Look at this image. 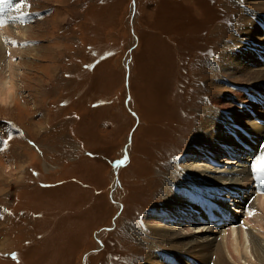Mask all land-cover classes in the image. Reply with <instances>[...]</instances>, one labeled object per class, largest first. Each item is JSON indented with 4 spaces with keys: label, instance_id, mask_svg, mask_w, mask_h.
<instances>
[{
    "label": "rangeland",
    "instance_id": "1",
    "mask_svg": "<svg viewBox=\"0 0 264 264\" xmlns=\"http://www.w3.org/2000/svg\"><path fill=\"white\" fill-rule=\"evenodd\" d=\"M18 2L30 17L21 21L18 12L20 25L30 28L13 60L16 91L2 96L7 90L0 89V264H150L149 245L168 227L157 229L150 219L174 210L165 207L167 189L177 190L179 181L172 174L188 172L187 162L206 161L193 149L202 136L215 135L210 113L228 119L240 100L248 101L247 93L264 99L262 77L234 82L227 74L240 68L222 67L227 45L246 24L264 17V0ZM259 39H252L253 48ZM9 45L2 46L3 61ZM8 73L2 71V81ZM248 131L242 127L238 133L255 157L249 168L253 188L246 191L249 199L228 207L233 216L240 206L251 212L254 198L264 197V165L256 167L254 160L264 144L257 148L262 142ZM201 149L219 163L220 147L215 153ZM233 152L226 155L237 157ZM210 163L217 171L227 167ZM243 217L223 224L230 230L219 229L240 226L239 264H261ZM206 222L175 223H193L190 231H198ZM168 246L160 241L157 249L172 258ZM176 256L175 264H201L194 254Z\"/></svg>",
    "mask_w": 264,
    "mask_h": 264
},
{
    "label": "bare ground",
    "instance_id": "2",
    "mask_svg": "<svg viewBox=\"0 0 264 264\" xmlns=\"http://www.w3.org/2000/svg\"><path fill=\"white\" fill-rule=\"evenodd\" d=\"M18 1L19 0H0V89L2 91H4V89L7 90L6 94L2 96H6L8 93H10V91L16 89V71L14 68L15 65L13 60L16 55H19L21 53L22 49L21 47H19V44H21V41L26 40L27 36L25 32H27V29L30 28V26L28 25H26L28 27H22V25H20V16H18L17 13L20 12L22 13V15H24L25 6L22 4L19 5ZM29 19L30 17L24 15L21 21L25 22ZM251 22L246 24L242 28V31L240 32L241 34L235 37L233 43L227 45L228 49H226V59L224 60L222 67L223 69H225L224 64H227L235 65L240 68L235 72H230L227 74V78L234 82L237 81L238 77L249 78L247 80L251 81H253L254 77L257 79L262 77V79H264V62L260 63L259 58L253 53V50H257L262 55L260 56V58L264 61V17L258 15L257 21H253V23ZM259 29L262 30V33L259 31ZM241 35L242 38L240 37ZM258 35H260V44L256 45L257 48H253L255 46L252 45V43L254 44L252 39L256 41ZM4 44H10L8 46V48L10 49L9 54L7 55L8 61H6V59H4V61L2 60L4 58V55L2 56V53L5 52V47L2 48ZM205 45L206 43L201 46L204 47ZM202 47L199 48L203 50L205 47ZM253 63H255V66H257L258 68L252 70L250 66ZM6 68H8L9 72L6 76H8L9 79L5 82L2 81L4 78H2V71ZM220 70L221 69L215 68V71ZM215 75L220 78L224 77L222 73L218 74L215 72ZM260 89H262V87ZM248 94L249 93L246 94V97L249 98L248 101L245 98V102L240 100L239 107L233 108L231 113L228 114V119L217 118V116H214V111L210 113V115L213 117L210 116L211 119L209 117V120L207 122L211 124V126L213 125L215 135H213L212 133H209L207 135L204 134L205 136H202L201 140L199 139V145H197V147L193 149L195 156L203 157L206 161L203 162L200 159L202 162L199 163L193 162L190 164L187 162V168L185 170H187L188 172H185L181 175L172 174V178L175 180L178 177L179 181L174 183L176 185L177 190L173 189L172 185L167 189L168 198L165 199V207L166 209L174 208V210L168 213H158V219L149 218L150 220H152V224L158 227L157 229H162L160 227L165 226V223H167L168 227L166 228L167 232L162 229L160 234H156L157 242L150 243V251L148 253L149 259L147 260V263L149 262L150 264H159L161 263L160 260L167 259L168 262L165 260L166 264H175L176 262L173 260V258L175 257L178 260L176 255L179 253L180 255H183L185 257L194 254L197 257L196 259H198L201 264H230V261H228L226 256L227 254L228 256H230V259L233 264H239L240 257L243 255V239L239 231L240 226L237 227L235 225L237 228L234 226L232 227V230L229 231L231 229V226H229L228 228L226 225L223 224L231 220L232 217L241 220L242 215H244L245 217H243V225L245 227L247 226V228L249 229L247 233L250 238L251 244L253 245L254 252L257 255V260L261 264H264V245L260 242L261 240H263L264 242V197H260L258 195L259 197L254 198V202H252V205H249V207L251 206L253 208V210L250 209L251 212L249 210H246L244 206H240L238 207V209H236V216H233L230 212L232 203L236 201L235 199H239L237 200V202L241 204V201H243L244 198H250V194H245L247 193V189L250 190L252 187H249L251 185V180L249 179V168L253 161V159L251 158L255 157L254 155L252 156L251 154L248 155V153H246L247 150H250V145L247 143V140L243 138L244 136L238 133L239 129H242V127L247 128L252 139H254L256 142H262V144L259 143L260 145H258L257 148H262L264 144V135L262 133L263 125L258 124L263 123L262 120H264V109L261 106V104L264 106V99H262L263 94H259L261 98H256L252 94L248 96ZM133 97H135V95ZM239 97L240 94L235 95V98L238 99ZM134 100L135 98H133L132 103ZM223 109H226V107H223ZM133 110L136 111V108H133ZM136 112L139 116L138 118H140L141 120L142 115H140V112ZM249 114H252L254 118L250 119ZM7 127L8 126H6V128ZM209 131H211V128L209 129ZM233 135L235 137L236 135L238 136V138L236 137V141L233 139ZM203 146L204 148H209L212 153H215V150L217 148H221L222 154L218 158L219 163L218 160H215L211 157L212 154L209 152V150L208 153L203 152V149H201V147ZM27 149L29 150V148ZM233 150H235V156L237 157L230 158L232 155H226V152L234 153ZM18 152L19 151H17V153ZM17 155L20 156L19 154ZM22 156L23 155H21V157ZM130 160L132 159L130 158ZM254 160H257V163L256 161H254V163L258 165L256 167L264 165V147L261 154L258 155L257 158ZM210 162H214L217 165L223 164L222 166L227 165V167H225V169L223 168V170L221 171L213 170L208 166V164L211 165ZM27 163H29V161ZM4 179L3 181H5ZM20 184H22V182H20ZM25 187H27V183ZM205 194H207L208 196H204ZM246 196H248L249 198ZM33 202H35V200ZM228 207L230 208L228 209ZM251 213L253 214V216H255V219L251 218L252 216L247 217V214L251 215ZM15 220H17V218H15ZM186 220L190 222L206 220L207 222L206 224L199 223L197 225L200 227L198 231H190L191 229L188 226L194 225L193 223H185V225L175 223L185 222ZM208 222H211L215 225L214 229L212 228V226H207L210 225L208 224ZM184 226L186 228L185 233H180L178 230L182 227L184 228ZM222 226H224V228L227 227L229 230L222 228L224 230L220 231L219 228ZM11 227L13 228V226ZM14 229L16 228L14 227ZM17 230L18 229H16V231ZM253 230H255L256 232H253ZM231 232L235 235V237H232ZM197 233H199L198 236L195 235ZM219 234H221V236H219ZM160 241L168 242V247L173 248V251L170 252L171 256H173L172 258H170V254L166 255L164 251L158 250V242ZM213 255L216 256V260L211 263ZM151 259L154 262H152ZM196 259L193 261L197 262ZM185 262H188V260H186ZM21 263L23 264V261Z\"/></svg>",
    "mask_w": 264,
    "mask_h": 264
},
{
    "label": "snow or ice",
    "instance_id": "3",
    "mask_svg": "<svg viewBox=\"0 0 264 264\" xmlns=\"http://www.w3.org/2000/svg\"><path fill=\"white\" fill-rule=\"evenodd\" d=\"M19 7V6H18ZM67 75V74H66ZM89 155H91V154H89Z\"/></svg>",
    "mask_w": 264,
    "mask_h": 264
}]
</instances>
